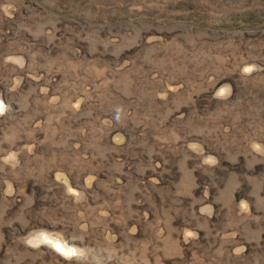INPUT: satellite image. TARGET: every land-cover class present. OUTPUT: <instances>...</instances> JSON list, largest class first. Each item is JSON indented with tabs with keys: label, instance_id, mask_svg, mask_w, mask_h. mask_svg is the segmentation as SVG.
<instances>
[{
	"label": "rangeland",
	"instance_id": "obj_1",
	"mask_svg": "<svg viewBox=\"0 0 264 264\" xmlns=\"http://www.w3.org/2000/svg\"><path fill=\"white\" fill-rule=\"evenodd\" d=\"M0 264H264V0H0Z\"/></svg>",
	"mask_w": 264,
	"mask_h": 264
},
{
	"label": "bare ground",
	"instance_id": "obj_2",
	"mask_svg": "<svg viewBox=\"0 0 264 264\" xmlns=\"http://www.w3.org/2000/svg\"><path fill=\"white\" fill-rule=\"evenodd\" d=\"M60 249L64 250V247L61 244H57Z\"/></svg>",
	"mask_w": 264,
	"mask_h": 264
}]
</instances>
